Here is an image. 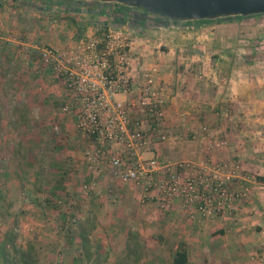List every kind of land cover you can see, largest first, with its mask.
Masks as SVG:
<instances>
[{
    "label": "crops",
    "instance_id": "0c3cea01",
    "mask_svg": "<svg viewBox=\"0 0 264 264\" xmlns=\"http://www.w3.org/2000/svg\"><path fill=\"white\" fill-rule=\"evenodd\" d=\"M52 1L0 0V135L6 151L16 150L9 157L18 167L28 170L27 163L35 167L42 161L54 167L48 188H64L85 222L61 243L64 213L70 210L45 206L38 190L45 188L42 179L27 183L20 174L12 175L1 186L4 197L14 202L7 216L23 215L25 221L19 219L20 227L10 230L0 223V264H10L9 247L16 243L8 239L12 231L22 250L33 249L35 264H178L175 258H185L179 264H264V45L246 46L240 23L229 18L168 21L139 11L136 23L129 15L137 9L117 2L63 9ZM109 27L126 29L133 39L134 88L116 97L135 99L143 73L152 66L165 88L167 138L152 139L142 156L218 166L233 199L217 216L200 215L180 196L167 212L155 200L142 202L140 185L120 179L107 162L99 175L90 174L84 151L91 142L76 130L73 116L60 112L64 83L42 66L39 48L66 49ZM203 126L212 137H204ZM155 176L160 179L164 172ZM85 182L91 184L87 195L81 188ZM88 229L96 244L91 245ZM74 237L79 252L84 248L80 256L50 260L59 243L69 252ZM105 246L111 250L102 255L99 247Z\"/></svg>",
    "mask_w": 264,
    "mask_h": 264
},
{
    "label": "built area",
    "instance_id": "2783aa9c",
    "mask_svg": "<svg viewBox=\"0 0 264 264\" xmlns=\"http://www.w3.org/2000/svg\"><path fill=\"white\" fill-rule=\"evenodd\" d=\"M132 40L130 31L109 27L66 49L39 48L42 66L64 83L66 99L60 112L73 116L76 130L91 142L84 151V163L93 174L100 172L103 162L109 163L120 179L140 185L142 202L155 200L163 212L180 196L188 204L194 203L200 215L217 216L233 199L218 166L183 161L170 164L141 154L152 139L167 138L165 88L157 80V67L152 66L143 73L135 99L116 97L134 88L129 52ZM202 130L204 137H212L206 126ZM116 146L121 152L116 153ZM161 170L164 176L157 179L155 174ZM182 170L186 171L184 177ZM82 189L89 193L91 184ZM75 221L72 217L71 222Z\"/></svg>",
    "mask_w": 264,
    "mask_h": 264
},
{
    "label": "rangeland",
    "instance_id": "374dc122",
    "mask_svg": "<svg viewBox=\"0 0 264 264\" xmlns=\"http://www.w3.org/2000/svg\"><path fill=\"white\" fill-rule=\"evenodd\" d=\"M52 2H55L54 4L57 7H63V6H66V7L77 6L78 7L79 6L80 8L82 7L83 9H86V8L90 9L92 7L99 5V3H97V2L83 1V0H78V1L55 0ZM229 20L230 21L235 20L237 23L238 22L240 23L241 32H242L243 38H244L243 42L246 46H251V47H255V48L259 49V46L264 45V13L253 15V16H238V17L229 18ZM255 53H256V51H255ZM258 57H260V56H258ZM14 106H16V104H10V107H14ZM1 122H2V120L0 119V124H1ZM54 123L56 124V122H54ZM50 125L53 126L52 121L50 124H48L49 127H50ZM40 126H45V127L47 126L44 123L43 119L40 120ZM14 139L15 138H12L10 141L14 142L15 141ZM3 143H5L4 142V136L0 135V223L4 224V226L7 227L8 230H10L13 227H15V228L20 227L19 224H21V221H25V218L23 215H19V218L17 216V219L16 218L13 219L10 216H7V215L11 214V213H8V210L9 209L11 211L13 210V209H11V207H12L14 202L12 200H9V199L7 200L6 197H4L5 195H3V193H2V187H1L2 186V180H9L12 177V175H15V174L19 175L20 174V176H22L24 179H27V183H32L33 181H31V180L34 177H36V178H38V180L42 179L44 181L43 185L45 188L38 189V190L40 192H43V194L45 196V199H44L45 200L44 201L45 206H47L49 208L51 207L53 209H57V208L59 209V208L64 207V208H67V210H70L68 212L65 211V213H64L68 216H67V218L64 217L65 221L63 222V227H64V225L66 227L64 228L65 229L64 238L62 239L63 241L61 243L68 241L69 240L68 237H73L74 233L75 234L77 233V230L79 228L78 227L79 224L83 223L85 221L83 220V218L81 219V217H83L82 212H80L79 210L76 209L77 208V202L75 201L76 202L75 203L72 200V198L70 199L67 196V194H66L67 191H65L64 188L60 189L59 191H57V190L54 191V190H51V188H48V186H51V181L48 180L47 181L48 183H46L47 176L54 174V167L52 165L48 164L49 163L48 161H42L39 164H37V166H35V167L32 166L31 163H27L25 168H28V170L23 169V167H20V166L18 167L15 164V161L11 160L9 157V153L16 154V150H12L10 152L6 151L3 147ZM46 151L49 152V149L46 148ZM29 162H31V161H29ZM34 170H37V172H35ZM90 174L91 175H99V174H93L92 172H90ZM86 183L87 182H85L84 184H86ZM30 186H31V184L29 186L26 185L25 188L30 189L31 188ZM82 186H81V188H82ZM89 193H87V194H89ZM84 194H86V193H84ZM47 198L50 202L49 205L46 203ZM41 200H43V199H41ZM75 205H76V207H75ZM22 212H23V210L20 212V214H23ZM12 216H14V214H12ZM72 217L76 218L75 222H71ZM86 224H89L87 227L90 228V223L87 222ZM88 230H89V234L91 236V237H89V240L91 241V245L96 244V239L94 238L95 237L94 232H92V230H90V229H88ZM66 231H68V232H66ZM21 238H22V240L24 239L23 236H21ZM8 239L10 242H14V243L16 242L14 247H12V246L9 247L8 254H9L10 264H26L23 262L21 263V261L19 259L20 258V252L22 251L20 246H22L23 243L21 242L19 236L17 235V232H13V231H12V233L10 232ZM71 243H73V244L68 248L69 252H67L64 247H58L60 245V243H59L57 246V250L55 251V253H52V255H51V256H53V258H50V260L57 261L56 259H59V260L60 259H66V258L71 259V258H74L75 256L76 257L78 255L80 256L84 252L83 247H82L81 252H79V249L81 247L78 245L79 241L77 238L74 237V239H71ZM99 248H100L99 252L102 255H104L106 252L111 250V247H110V249L109 248L107 249L106 246H105V248H101V247H99ZM27 249H29V248H26L24 251H27ZM95 250H97V249L95 248ZM38 264H41V263H38ZM76 264H95V263H88V262L80 263V261H77ZM103 264H119V263H117V262L116 263H104L103 262ZM123 264H139V263L124 262Z\"/></svg>",
    "mask_w": 264,
    "mask_h": 264
},
{
    "label": "water",
    "instance_id": "95a60500",
    "mask_svg": "<svg viewBox=\"0 0 264 264\" xmlns=\"http://www.w3.org/2000/svg\"><path fill=\"white\" fill-rule=\"evenodd\" d=\"M117 2L142 8L154 18L168 21L217 19L264 13V0H85Z\"/></svg>",
    "mask_w": 264,
    "mask_h": 264
},
{
    "label": "trees",
    "instance_id": "16d2710c",
    "mask_svg": "<svg viewBox=\"0 0 264 264\" xmlns=\"http://www.w3.org/2000/svg\"><path fill=\"white\" fill-rule=\"evenodd\" d=\"M70 1H78V0H70ZM91 2H97L99 4H104L105 3V2H100V1H91ZM119 5H121L122 7L129 8L128 6H125L123 4H119ZM62 8L63 9H70L71 7L63 6ZM136 9H137V11L135 13H131L129 15V17L131 18L132 22H136V23L138 22V20H139V18L141 16L139 11H142L143 14L146 15L147 17L154 18V17L151 16V14L146 13L144 11V9H142L140 7L136 8ZM260 14H262V13H260ZM251 16H253V15H251ZM233 17H238V16H229V17H222V18H233ZM157 19H159V18H157ZM210 20H216V19H202V20H196V21H210ZM189 21H192V20H189ZM83 242H84V244L87 242L85 237L83 238ZM87 255L89 256L90 254L88 253ZM19 259H20L21 263L23 262V263H26V264H35V262H36L35 252L33 251V249H30V248L27 249V251L22 250L20 252V258ZM185 261H186L185 258L184 259L183 258H180V259L179 258H175V260H174V262L178 263V264L179 263H184Z\"/></svg>",
    "mask_w": 264,
    "mask_h": 264
}]
</instances>
